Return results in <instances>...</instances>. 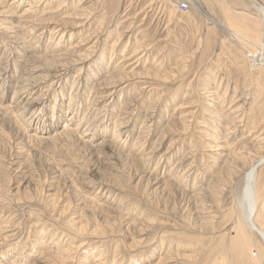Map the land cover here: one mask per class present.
I'll use <instances>...</instances> for the list:
<instances>
[{
  "label": "rangeland",
  "instance_id": "1",
  "mask_svg": "<svg viewBox=\"0 0 264 264\" xmlns=\"http://www.w3.org/2000/svg\"><path fill=\"white\" fill-rule=\"evenodd\" d=\"M0 1V24L19 27L0 29V264H252L264 252L249 231L250 253L236 249L243 174L216 180L209 150L264 156V67L244 28L243 40L222 29L245 26L244 10L257 19L247 0ZM56 43L72 65L54 77L35 58Z\"/></svg>",
  "mask_w": 264,
  "mask_h": 264
},
{
  "label": "bare ground",
  "instance_id": "2",
  "mask_svg": "<svg viewBox=\"0 0 264 264\" xmlns=\"http://www.w3.org/2000/svg\"><path fill=\"white\" fill-rule=\"evenodd\" d=\"M200 1V0H199ZM216 1V0H215ZM214 1V2H215ZM219 0H217L216 2H218ZM1 2V1H0ZM175 2V0H174ZM220 2V1H219ZM248 4L250 5V7L252 9L255 10V12L257 13V19H250L247 17H250L249 14H246L247 10H244L245 12L242 13V21L245 20L246 24L245 26H241L240 23L237 20H230V18L227 20L226 24H228L229 27H222V29L224 30L225 34H228L229 36H237L239 37L241 40L245 39V37H248L249 39H252V42H250V46L253 48V54H249L250 59H251V63H253V66L255 65H260V67H264V54H261L260 52H262L264 50V0H247ZM14 3V2H13ZM177 4V3H176ZM195 4V3H194ZM188 5V4H187ZM197 5V4H196ZM1 6V5H0ZM34 6V5H33ZM210 12V11H209ZM28 13V12H27ZM226 15V13H225ZM9 16V15H8ZM241 16V15H240ZM80 18V17H78ZM228 18V17H227ZM237 18V17H236ZM82 19V18H80ZM210 19V18H208ZM238 19V18H237ZM73 23V22H71ZM22 24V23H20ZM74 24V23H73ZM76 24V23H75ZM79 24V22H78ZM82 24V23H80ZM19 25V23H18ZM83 25V24H82ZM81 26V25H80ZM0 29L1 31L8 33H18V29L19 27H6L5 25H1L0 24ZM22 27V25H21ZM77 27V26H76ZM245 29V37H240V35L238 36V32L236 31V29ZM23 29V28H22ZM21 29V30H22ZM23 31V30H22ZM21 32V31H20ZM237 32V33H236ZM58 33V32H57ZM13 35V34H12ZM18 35V34H17ZM14 38V37H13ZM16 39V38H15ZM86 40V39H84ZM60 41V40H59ZM58 42V41H57ZM117 43V42H116ZM51 44V43H49ZM248 44V43H247ZM52 45H50L51 47ZM58 46V43H56L55 46H53L52 48H49L46 50V54L45 56H41V57H34L35 61H44L45 64H43V68L47 70V72H51V76H60L61 74H59L61 71H66L67 67L69 65H72L71 63H69L68 61L65 60L64 58V54H60L59 50H56ZM77 48V47H76ZM244 48V47H242ZM245 50V49H244ZM260 51V52H259ZM72 52V51H71ZM80 52V51H79ZM32 53V52H31ZM68 53V52H67ZM246 55V54H245ZM82 56V55H81ZM84 57V56H83ZM64 58V59H63ZM83 59V58H82ZM34 60V59H33ZM83 62V61H82ZM89 64V63H88ZM94 64V63H93ZM41 67V66H40ZM42 68V67H41ZM39 68V69H41ZM43 70V69H41ZM252 70V69H251ZM50 76V75H49ZM25 80V79H24ZM27 80V79H26ZM121 80V79H120ZM29 81V79H28ZM3 84H0V86ZM1 88V87H0ZM17 94H19V92L15 91L14 92V96H17ZM40 95V94H39ZM41 97H45V94ZM40 97V98H41ZM14 99V97H13ZM17 99V98H16ZM71 111H74V109H72V105H69L67 107V114L70 113ZM243 112V111H242ZM263 112V111H262ZM261 112V113H262ZM212 114V113H211ZM263 114V113H262ZM84 115V114H83ZM87 115V114H86ZM264 115V114H263ZM261 115V118L262 116ZM72 116V115H70ZM215 118L218 121H222L224 119H222V115L217 116V114H215ZM65 117V116H64ZM84 117V116H83ZM211 117H214L213 115ZM85 118V117H84ZM83 119V118H82ZM69 120V119H67ZM252 125L254 126L253 129H256V125H258L259 119L257 118H253L252 120ZM264 121V120H263ZM81 122V120H80ZM67 123V122H66ZM88 123V122H87ZM2 124V123H1ZM119 124H122L121 122ZM67 126V125H66ZM65 126V127H66ZM119 126V125H118ZM226 126V125H225ZM4 125L0 126V133H2L5 129H4ZM117 127V126H116ZM87 128V127H86ZM107 128V126H106ZM231 128V127H229ZM258 128V127H257ZM119 128H114L113 129V136L114 135H119L118 130ZM223 129V128H222ZM226 129V128H225ZM252 129V130H253ZM65 130V129H64ZM228 130V129H226ZM68 131V128H67ZM89 131V129H88ZM250 131V130H249ZM248 131V134L250 137L254 136L255 134H251V132ZM64 132V131H63ZM66 132V131H65ZM64 132V133H65ZM234 132V131H233ZM232 132V133H233ZM244 130L241 132L242 135ZM62 133V134H64ZM67 133V132H66ZM235 133V132H234ZM7 134V133H6ZM5 134V135H6ZM59 134H61L59 132ZM227 134V133H226ZM140 135V134H139ZM230 135V134H229ZM118 137V136H117ZM74 138V136H73ZM114 138L116 139V137L114 136ZM139 138V137H138ZM242 138V137H241ZM113 139V138H112ZM138 140V139H137ZM118 141V140H117ZM239 142V141H238ZM85 143V142H84ZM107 142H105L106 144ZM236 143V142H234ZM226 144V143H224ZM222 144V145H224ZM228 144V143H227ZM108 145V144H106ZM136 145V144H135ZM134 145V146H135ZM221 145V144H220ZM221 145V146H222ZM261 145V144H260ZM219 146V147H221ZM225 146V145H224ZM237 149V148H236ZM212 153H214L215 157L220 159V167H218V169L220 168L219 173L217 174V178L215 177L216 180L219 181H225L227 184L231 183L233 180H235V178L240 175L243 174V183H242V187H241V191H239L240 195L237 196V198L234 200V205L235 207H233L234 209H236V211L238 212V216L237 219L235 220L236 222V226H235V231H236V235L233 239L234 242H236V249L241 251L244 254H249L252 248V238L249 234V232L255 234L259 240L264 244V179L263 177L259 176V168L264 164V156H258V151H257V155H254L255 149L251 148V147H247L246 153H237L234 154L232 153H224L223 148H217V147H210L209 149ZM240 150V149H239ZM235 151V148L234 150ZM237 151V150H236ZM236 153V152H235ZM249 153V154H248ZM244 154H248V159L244 160L245 156H243ZM241 155V156H239ZM260 155V154H259ZM127 160V159H126ZM139 160V159H138ZM217 161V160H216ZM179 162V161H178ZM248 166L246 167L244 164H247ZM216 163V162H215ZM245 166L246 169L244 172L241 173L242 167L239 169V166ZM177 166V165H176ZM175 167V166H174ZM173 167V168H174ZM178 167V166H177ZM188 171V170H187ZM263 175V173L261 174ZM171 178V177H170ZM180 178V177H179ZM180 179H176V181ZM211 180V179H210ZM222 183V182H221ZM168 184V183H167ZM174 184V183H173ZM220 186V185H219ZM223 186V185H221ZM225 186V183H224ZM169 187V185H168ZM211 188V187H210ZM174 189V188H173ZM219 189V188H218ZM218 189H211V191L214 193L213 196H215L216 194H219V190ZM206 192V191H205ZM209 192V191H207ZM221 192V189H220ZM212 193V194H213ZM238 195V194H237ZM233 210V209H232ZM203 215V214H202ZM249 231V232H248ZM229 246V245H228ZM227 246V247H228ZM232 246V245H231ZM254 246V245H253ZM76 249V248H75ZM255 250V249H254ZM230 251V250H229ZM228 251V253H229ZM236 251V250H234ZM238 252V251H237ZM235 253V252H234ZM241 253V254H242ZM239 253V255H241ZM64 255V254H63ZM230 256V255H229ZM229 258V257H228ZM264 258V252H261L258 254L257 251V255L253 256V262H251L252 264H262L261 263V259ZM220 259V258H219ZM219 261V260H218ZM229 261V260H228ZM240 262V261H239ZM217 262L213 263L216 264ZM230 263V262H229ZM218 264H225L222 262H219Z\"/></svg>",
  "mask_w": 264,
  "mask_h": 264
},
{
  "label": "built area",
  "instance_id": "3",
  "mask_svg": "<svg viewBox=\"0 0 264 264\" xmlns=\"http://www.w3.org/2000/svg\"><path fill=\"white\" fill-rule=\"evenodd\" d=\"M187 8H188L187 3H181V4H180V10H181V11H186Z\"/></svg>",
  "mask_w": 264,
  "mask_h": 264
}]
</instances>
